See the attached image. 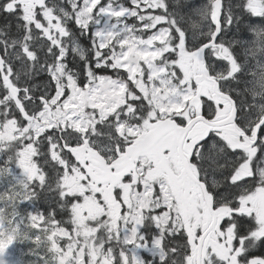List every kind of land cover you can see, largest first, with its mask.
I'll return each mask as SVG.
<instances>
[{"label":"snow or ice","instance_id":"6c2138e0","mask_svg":"<svg viewBox=\"0 0 264 264\" xmlns=\"http://www.w3.org/2000/svg\"><path fill=\"white\" fill-rule=\"evenodd\" d=\"M0 264H264V0H0Z\"/></svg>","mask_w":264,"mask_h":264}]
</instances>
